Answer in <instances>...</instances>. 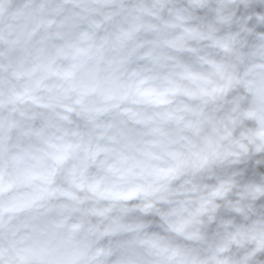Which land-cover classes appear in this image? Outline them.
<instances>
[{
	"label": "clouds",
	"instance_id": "9594fccd",
	"mask_svg": "<svg viewBox=\"0 0 264 264\" xmlns=\"http://www.w3.org/2000/svg\"><path fill=\"white\" fill-rule=\"evenodd\" d=\"M0 264H264V0H0Z\"/></svg>",
	"mask_w": 264,
	"mask_h": 264
}]
</instances>
